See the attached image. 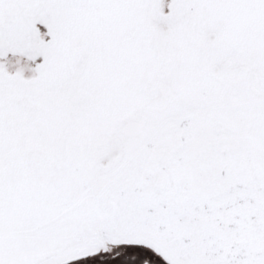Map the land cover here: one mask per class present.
Masks as SVG:
<instances>
[{
  "label": "snow or ice",
  "instance_id": "1",
  "mask_svg": "<svg viewBox=\"0 0 264 264\" xmlns=\"http://www.w3.org/2000/svg\"><path fill=\"white\" fill-rule=\"evenodd\" d=\"M264 264V0H0V264Z\"/></svg>",
  "mask_w": 264,
  "mask_h": 264
},
{
  "label": "flooded vegetation",
  "instance_id": "2",
  "mask_svg": "<svg viewBox=\"0 0 264 264\" xmlns=\"http://www.w3.org/2000/svg\"><path fill=\"white\" fill-rule=\"evenodd\" d=\"M77 264H78V262H77Z\"/></svg>",
  "mask_w": 264,
  "mask_h": 264
}]
</instances>
